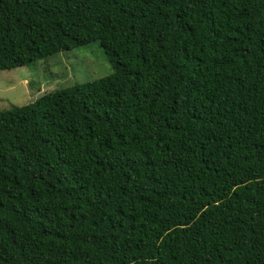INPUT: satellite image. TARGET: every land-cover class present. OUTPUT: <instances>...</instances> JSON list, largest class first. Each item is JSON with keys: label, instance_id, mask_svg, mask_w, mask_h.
Instances as JSON below:
<instances>
[{"label": "trees", "instance_id": "obj_1", "mask_svg": "<svg viewBox=\"0 0 264 264\" xmlns=\"http://www.w3.org/2000/svg\"><path fill=\"white\" fill-rule=\"evenodd\" d=\"M93 41L0 111V264H264V0H0V72Z\"/></svg>", "mask_w": 264, "mask_h": 264}, {"label": "rangeland", "instance_id": "obj_2", "mask_svg": "<svg viewBox=\"0 0 264 264\" xmlns=\"http://www.w3.org/2000/svg\"><path fill=\"white\" fill-rule=\"evenodd\" d=\"M110 65L96 41L58 52L27 66L0 72V111L33 102L38 97L108 76Z\"/></svg>", "mask_w": 264, "mask_h": 264}]
</instances>
